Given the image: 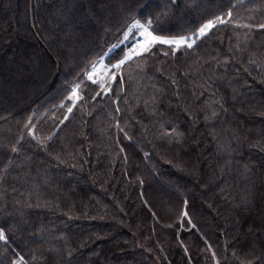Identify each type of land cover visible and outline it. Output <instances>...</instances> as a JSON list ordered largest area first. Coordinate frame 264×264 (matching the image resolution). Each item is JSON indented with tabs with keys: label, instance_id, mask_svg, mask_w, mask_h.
<instances>
[{
	"label": "trees",
	"instance_id": "obj_1",
	"mask_svg": "<svg viewBox=\"0 0 264 264\" xmlns=\"http://www.w3.org/2000/svg\"><path fill=\"white\" fill-rule=\"evenodd\" d=\"M218 16L87 79L135 20ZM260 24L264 0H0V264H264Z\"/></svg>",
	"mask_w": 264,
	"mask_h": 264
},
{
	"label": "snow or ice",
	"instance_id": "obj_2",
	"mask_svg": "<svg viewBox=\"0 0 264 264\" xmlns=\"http://www.w3.org/2000/svg\"><path fill=\"white\" fill-rule=\"evenodd\" d=\"M225 15L228 17H231L232 11L229 10ZM226 22L227 21L223 17H220V16L216 17L215 21H209L207 24H205L203 27H201L199 29V34H198L197 38L203 37L206 34V30L213 28L216 24L226 23ZM151 25H152L151 20L147 21L146 24H141L139 20H136L133 22V24L128 28L127 32L124 33V38H123L122 42L129 40L130 34L132 33L134 28L135 29H142V31L140 32V36L143 37L144 39H143V41H137V43L139 45L138 49L130 50L123 59L119 60L118 63L112 64L111 65L112 68L120 69V67L123 64H125L127 60L132 59L134 52L137 55L142 54L144 52H148V51H150L151 47L157 43L169 44V45H171V44L179 45L182 43H186V41H187V38H184L181 41H173V40H166L161 36L153 35V32L149 31ZM237 26H239V27H251L250 25H237ZM259 27L261 29H264V24H260ZM195 42H196L195 39H193L191 43H187V47L191 48ZM112 47L116 48V47H118V45H113ZM165 55H167V53H165ZM105 71H110V69L105 68ZM96 73H97V67H96V64H93L91 67V70L86 74L87 79L92 81V83H98L99 84L100 82L94 78ZM111 79L113 81H115L116 75L113 74ZM79 87H80L79 83H77L73 86V88L71 89V96L69 97L70 100L80 99V97L77 94V89H79ZM101 88L103 90L104 86L101 85ZM108 91H110V89H108ZM97 95H100V93L98 92ZM67 111L70 113L72 111V108L69 107L67 109ZM65 119H66V117H65ZM169 135H170V133H169ZM13 151H16V149L13 148ZM184 215L186 216L187 213L185 212ZM0 240L7 242V236L5 235L2 228H0ZM14 264H23V257H20L17 261L14 262Z\"/></svg>",
	"mask_w": 264,
	"mask_h": 264
},
{
	"label": "rangeland",
	"instance_id": "obj_3",
	"mask_svg": "<svg viewBox=\"0 0 264 264\" xmlns=\"http://www.w3.org/2000/svg\"><path fill=\"white\" fill-rule=\"evenodd\" d=\"M136 21V20H135ZM214 21V20H212ZM134 22V21H133ZM133 22L130 24V26L133 24ZM209 22V21H208ZM208 22H206L205 24H207ZM141 24H146L142 21H140ZM204 24V25H205ZM203 25V26H204ZM129 26V27H130ZM128 27V28H129ZM128 30V29H127ZM210 29L206 30V33L209 32ZM142 31V29H133L132 33L130 34V38L129 40L127 41H124V42H121L122 44H124V53H123V56L120 58V59H123L127 53L132 50V49H138L139 45L137 43V41H143V37L140 36V32ZM149 31H152L153 30L149 29ZM127 32V31H126ZM198 34H199V30H198ZM198 34H190V35H186V36H163V35H158L156 33L153 32V35H157V36H161L163 37L164 39L166 40H173V41H181L182 39L184 38H187V41L186 43H182V44H179V45H187V43H191L193 39H195V41L198 39L197 36ZM124 38V37H123ZM200 38V37H199ZM123 41V39H122ZM120 43V44H121ZM177 45V44H175ZM112 52V50H109L107 53H105L99 60L96 64V67H97V73L96 75L94 76V78L96 80H98L100 83L99 85H103L104 86V91H108V89L110 88V85L111 83L113 82V80L111 79L112 75L115 74L117 75L118 72H120V69H114L111 67L112 64H115V63H118L120 59L116 60V61H113L111 62L108 58L109 54ZM137 54H135V52L133 53V57H135ZM128 61V60H127ZM105 68L107 69H110V71H105ZM78 89H77V94H78ZM76 100V99H75Z\"/></svg>",
	"mask_w": 264,
	"mask_h": 264
},
{
	"label": "water",
	"instance_id": "obj_4",
	"mask_svg": "<svg viewBox=\"0 0 264 264\" xmlns=\"http://www.w3.org/2000/svg\"><path fill=\"white\" fill-rule=\"evenodd\" d=\"M203 27V26H202ZM194 34H198V31L197 32H195Z\"/></svg>",
	"mask_w": 264,
	"mask_h": 264
},
{
	"label": "bare ground",
	"instance_id": "obj_5",
	"mask_svg": "<svg viewBox=\"0 0 264 264\" xmlns=\"http://www.w3.org/2000/svg\"><path fill=\"white\" fill-rule=\"evenodd\" d=\"M135 49V48H134ZM134 49H132V50H134Z\"/></svg>",
	"mask_w": 264,
	"mask_h": 264
}]
</instances>
